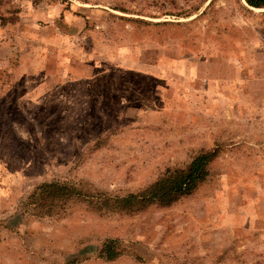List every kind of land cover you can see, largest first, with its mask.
Returning <instances> with one entry per match:
<instances>
[{"label":"rangeland","instance_id":"374dc122","mask_svg":"<svg viewBox=\"0 0 264 264\" xmlns=\"http://www.w3.org/2000/svg\"><path fill=\"white\" fill-rule=\"evenodd\" d=\"M245 1L0 0V264H264V8ZM213 147L172 205L94 203ZM47 181L95 200L37 214Z\"/></svg>","mask_w":264,"mask_h":264},{"label":"trees","instance_id":"16d2710c","mask_svg":"<svg viewBox=\"0 0 264 264\" xmlns=\"http://www.w3.org/2000/svg\"><path fill=\"white\" fill-rule=\"evenodd\" d=\"M246 1L250 6L264 8V0ZM219 153V147L201 149L188 164L167 168L150 185L125 196L99 192L95 200L90 197L95 194H89L81 186L60 181L43 182L30 193L29 204L37 214L53 217L62 216L71 201L80 199L95 200L94 203L100 205L99 209L105 207L125 212L141 211L154 204L169 206L192 194L208 178L210 165ZM102 253L109 260H114L120 254L113 240L104 244Z\"/></svg>","mask_w":264,"mask_h":264},{"label":"bare ground","instance_id":"6f19581e","mask_svg":"<svg viewBox=\"0 0 264 264\" xmlns=\"http://www.w3.org/2000/svg\"><path fill=\"white\" fill-rule=\"evenodd\" d=\"M246 2V1H245Z\"/></svg>","mask_w":264,"mask_h":264}]
</instances>
